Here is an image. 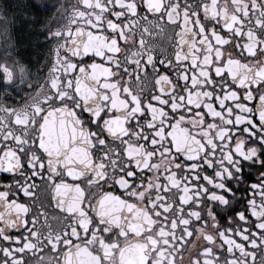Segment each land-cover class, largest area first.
Segmentation results:
<instances>
[{
	"label": "snow or ice",
	"instance_id": "6c2138e0",
	"mask_svg": "<svg viewBox=\"0 0 264 264\" xmlns=\"http://www.w3.org/2000/svg\"><path fill=\"white\" fill-rule=\"evenodd\" d=\"M29 2L43 60L0 13V264H264V0Z\"/></svg>",
	"mask_w": 264,
	"mask_h": 264
},
{
	"label": "flooded vegetation",
	"instance_id": "af4514ba",
	"mask_svg": "<svg viewBox=\"0 0 264 264\" xmlns=\"http://www.w3.org/2000/svg\"><path fill=\"white\" fill-rule=\"evenodd\" d=\"M41 2L54 4L55 0H41ZM5 9L9 18H15L17 25L15 30V38L18 42L17 51L31 60H43L44 53L51 42L46 41V32L41 30L40 25L53 15L54 9L51 7L48 9L42 8L37 17L35 11L30 7L29 0H0V13H3ZM25 64H27L26 61ZM150 89L151 85L149 86ZM183 126L188 127V125ZM51 214L56 215L57 213L53 212ZM199 243V241L196 242L197 245ZM196 251L197 247L193 245L192 241H189L183 254L182 264H189L190 254ZM177 259H180V257L178 256Z\"/></svg>",
	"mask_w": 264,
	"mask_h": 264
}]
</instances>
